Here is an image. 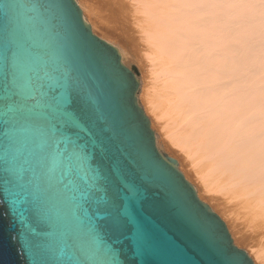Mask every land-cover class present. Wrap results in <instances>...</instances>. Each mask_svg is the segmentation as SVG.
I'll list each match as a JSON object with an SVG mask.
<instances>
[{
    "label": "water",
    "instance_id": "95a60500",
    "mask_svg": "<svg viewBox=\"0 0 264 264\" xmlns=\"http://www.w3.org/2000/svg\"><path fill=\"white\" fill-rule=\"evenodd\" d=\"M21 70L38 84L71 73L94 99L105 146L95 167L102 180L119 166L140 186L142 236L76 220L52 151L0 111V264H222L225 252L234 264H255L177 160L159 151L135 71L85 22L76 0H0V99L15 78L18 99L30 106Z\"/></svg>",
    "mask_w": 264,
    "mask_h": 264
},
{
    "label": "bare ground",
    "instance_id": "6f19581e",
    "mask_svg": "<svg viewBox=\"0 0 264 264\" xmlns=\"http://www.w3.org/2000/svg\"><path fill=\"white\" fill-rule=\"evenodd\" d=\"M76 2L140 71L159 151L264 264V0Z\"/></svg>",
    "mask_w": 264,
    "mask_h": 264
},
{
    "label": "snow or ice",
    "instance_id": "6c2138e0",
    "mask_svg": "<svg viewBox=\"0 0 264 264\" xmlns=\"http://www.w3.org/2000/svg\"><path fill=\"white\" fill-rule=\"evenodd\" d=\"M21 76L26 98L33 103L29 106L23 98L18 99L14 78L0 99V111L4 115L12 114L17 123L23 120L31 138L42 149L52 151L54 162L71 186L73 195L69 204L74 218L84 217L90 225L101 221L107 230L127 234L139 242L142 236L138 222L142 203L140 186L119 166H109L102 180L95 167L97 156L104 152L105 146L98 117L90 107L94 99L85 98L83 86L71 73L39 84L22 70ZM88 235L94 237L95 229L90 228ZM222 256V264H234L228 253Z\"/></svg>",
    "mask_w": 264,
    "mask_h": 264
},
{
    "label": "rangeland",
    "instance_id": "374dc122",
    "mask_svg": "<svg viewBox=\"0 0 264 264\" xmlns=\"http://www.w3.org/2000/svg\"><path fill=\"white\" fill-rule=\"evenodd\" d=\"M94 31V30H93ZM95 32V31H94ZM99 36V35H98ZM129 65V66H128ZM129 68L133 69L137 75V78L139 80V83H140V87H139V91H138V94H137V97H138V100H139V104L142 106V108L144 109V105L143 103L141 102V94H142V89H143V80H142V76L140 74V71L137 69V67L133 64H128L127 65ZM158 143V142H157ZM158 145V144H157ZM160 147V146H159ZM160 150L162 153H165V151L160 147ZM180 165L178 164V169L184 174V172L182 171V168L181 166L179 167ZM193 185V184H192ZM241 249H244L246 250V248L244 247H241Z\"/></svg>",
    "mask_w": 264,
    "mask_h": 264
}]
</instances>
